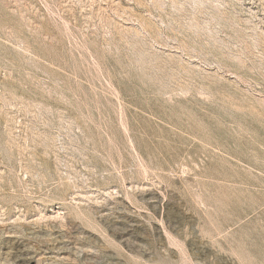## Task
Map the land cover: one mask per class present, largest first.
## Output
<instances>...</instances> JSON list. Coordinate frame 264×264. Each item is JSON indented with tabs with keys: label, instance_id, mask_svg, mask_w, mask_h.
Here are the masks:
<instances>
[{
	"label": "rangeland",
	"instance_id": "1",
	"mask_svg": "<svg viewBox=\"0 0 264 264\" xmlns=\"http://www.w3.org/2000/svg\"><path fill=\"white\" fill-rule=\"evenodd\" d=\"M0 264H264V0H0Z\"/></svg>",
	"mask_w": 264,
	"mask_h": 264
}]
</instances>
